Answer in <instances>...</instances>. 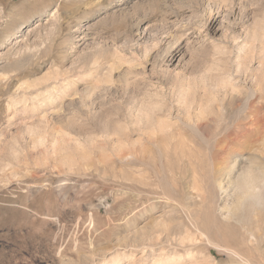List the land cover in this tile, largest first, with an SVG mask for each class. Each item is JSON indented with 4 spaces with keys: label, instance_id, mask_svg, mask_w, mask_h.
Wrapping results in <instances>:
<instances>
[{
    "label": "rangeland",
    "instance_id": "374dc122",
    "mask_svg": "<svg viewBox=\"0 0 264 264\" xmlns=\"http://www.w3.org/2000/svg\"><path fill=\"white\" fill-rule=\"evenodd\" d=\"M263 173L264 0H0V264H264Z\"/></svg>",
    "mask_w": 264,
    "mask_h": 264
},
{
    "label": "bare ground",
    "instance_id": "6f19581e",
    "mask_svg": "<svg viewBox=\"0 0 264 264\" xmlns=\"http://www.w3.org/2000/svg\"><path fill=\"white\" fill-rule=\"evenodd\" d=\"M231 138V137H230ZM248 172V171H247ZM261 172V171H260ZM263 172V171H262ZM248 173H250V175H249V177L247 178V182H246V191H251L253 188H255V181H257V178H258V175H260L261 176V174L262 173H259L258 175H257V177H255V175H254V172H248ZM264 174V173H263ZM248 175V174H247ZM260 176H259V178H260ZM259 178H258V180H259ZM260 179H262V178H260ZM244 181V180H243ZM260 181V180H259ZM245 182H243V184H244ZM257 184V183H256ZM258 185V184H257ZM259 185H261V184H259ZM257 187V186H256ZM244 189H245V187H244ZM256 189V188H255ZM259 193V192H258ZM254 195V194H253ZM259 198V197H258ZM262 198V197H261ZM263 201V200H262ZM264 202V201H263ZM232 206V205H231ZM241 208H243V207H241ZM227 209H229V208H227ZM222 211V210H221ZM227 212V211H226ZM243 212V211H242ZM241 216V215H240ZM238 217V216H237ZM241 218V217H240ZM242 219V218H241ZM223 225V224H222ZM230 227V226H229ZM228 226H227V224L224 222V225H223V229L226 231V232H228V230L230 229ZM224 239V238H223ZM236 252V251H235ZM237 254H238V252H237ZM241 255V254H240ZM247 262V261H246ZM249 262V261H248ZM250 264V263H249Z\"/></svg>",
    "mask_w": 264,
    "mask_h": 264
}]
</instances>
